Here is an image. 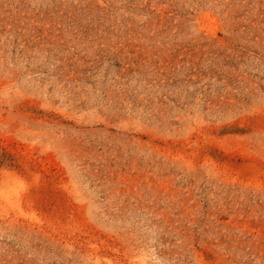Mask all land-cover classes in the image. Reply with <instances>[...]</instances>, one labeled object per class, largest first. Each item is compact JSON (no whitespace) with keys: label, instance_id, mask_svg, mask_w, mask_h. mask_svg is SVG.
Masks as SVG:
<instances>
[{"label":"rangeland","instance_id":"rangeland-1","mask_svg":"<svg viewBox=\"0 0 264 264\" xmlns=\"http://www.w3.org/2000/svg\"><path fill=\"white\" fill-rule=\"evenodd\" d=\"M0 264H264V0H0Z\"/></svg>","mask_w":264,"mask_h":264}]
</instances>
